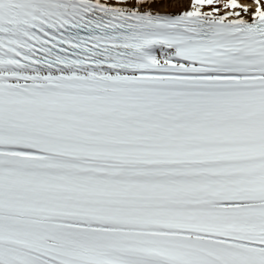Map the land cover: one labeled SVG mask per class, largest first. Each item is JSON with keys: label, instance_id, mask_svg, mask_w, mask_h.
Instances as JSON below:
<instances>
[{"label": "snow or ice", "instance_id": "1", "mask_svg": "<svg viewBox=\"0 0 264 264\" xmlns=\"http://www.w3.org/2000/svg\"><path fill=\"white\" fill-rule=\"evenodd\" d=\"M0 264H264V0H0Z\"/></svg>", "mask_w": 264, "mask_h": 264}]
</instances>
